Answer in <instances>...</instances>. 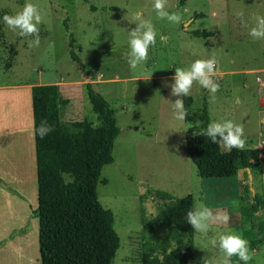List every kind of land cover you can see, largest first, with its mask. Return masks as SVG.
I'll return each instance as SVG.
<instances>
[{
	"label": "rangeland",
	"instance_id": "374dc122",
	"mask_svg": "<svg viewBox=\"0 0 264 264\" xmlns=\"http://www.w3.org/2000/svg\"><path fill=\"white\" fill-rule=\"evenodd\" d=\"M28 2L41 14L39 46H30L32 36L19 37L0 21V83L66 80L65 120L98 123L85 83H94L115 109L120 133L113 161L102 167L97 183L98 199L112 211L119 236L112 264H141V208L150 216L162 205L147 188L177 197L192 194L194 210L202 203L213 216L227 212L228 222L210 220L206 235L194 230L190 259L191 264H223L222 252L211 241L229 231L244 237L251 224L256 230L264 220V39L248 35L256 18L264 17V0H165L169 12L180 14L178 24L158 18L153 0H0V17L16 14ZM141 22H151L156 43L148 59L131 68L129 31ZM194 29L212 34L196 37L190 33ZM70 33L83 68L69 53ZM209 58L216 60L213 78L220 87L213 94L194 82L192 107L206 95L209 122L240 125L245 147L261 151L259 172L247 168L230 177L204 178L186 150L188 123L174 118L171 104L181 97L170 95L165 82L171 83L176 68ZM247 210L253 214L246 215ZM249 250L248 262L264 263V243Z\"/></svg>",
	"mask_w": 264,
	"mask_h": 264
},
{
	"label": "trees",
	"instance_id": "16d2710c",
	"mask_svg": "<svg viewBox=\"0 0 264 264\" xmlns=\"http://www.w3.org/2000/svg\"><path fill=\"white\" fill-rule=\"evenodd\" d=\"M197 16V13L193 15ZM64 23L68 30L67 20ZM190 33L196 37L212 34L200 29ZM68 47L71 58L83 68L71 33ZM93 84L84 86L97 124L87 118L63 119V107L69 100L62 97L57 84L31 86L33 122L39 126L43 120L54 126L43 139L34 137L37 207L31 210L30 217L38 218L41 264H112L119 246L113 213L100 203L97 183L102 167L113 161L112 149L120 128L115 109ZM181 99L188 123L185 147L199 176L230 177L247 168L254 173L260 171V149L244 147L226 151L207 137L194 135L209 123L206 95L196 108L192 107L190 95ZM62 172L74 177L71 183L63 182ZM146 193L161 200L162 205L150 216L141 208V264H191L194 229L187 223L186 213L194 210L192 194L177 197L158 188H147ZM252 197L256 203H261L262 198L257 194ZM250 214L253 210L246 211V215ZM29 225L28 221L23 228L13 230L0 240V246L6 239L25 232ZM255 225L256 230L251 224L244 232L249 249L264 243V220ZM248 233L251 235L247 236ZM231 264H238L236 257H232Z\"/></svg>",
	"mask_w": 264,
	"mask_h": 264
},
{
	"label": "clouds",
	"instance_id": "9594fccd",
	"mask_svg": "<svg viewBox=\"0 0 264 264\" xmlns=\"http://www.w3.org/2000/svg\"><path fill=\"white\" fill-rule=\"evenodd\" d=\"M153 8L160 19H164L173 24L181 22V16L177 12H169L165 8V0H153ZM140 14L137 13V16ZM10 31L19 37L32 36L30 46H39V24L41 14L38 8L28 2L23 5L20 11L14 15L5 14L0 17ZM244 21H242L243 23ZM156 31L151 22H141L134 30L129 31L128 64L131 68H136L148 59L150 46L156 43ZM248 35L253 39H264V17H257L254 27L249 28ZM216 69L215 58L194 60L187 68H176L171 78V83L165 84L170 87V95L177 97H187L193 87L194 82L210 93H216L220 84L214 80L213 74ZM174 118L184 121L187 115L183 100L177 98L171 102ZM33 136L41 139L54 130V126L46 121H41L39 126L33 122ZM194 135L207 137L212 143L220 145L224 150L231 151L233 148L243 149L245 147V137L240 125L231 120L211 121L203 128H200ZM65 184L71 183L74 177L69 173H61ZM215 219L226 224L229 220L227 212L213 216L212 211L202 203L195 209L186 213V221L191 228L202 235L209 231V221ZM211 244L218 248L223 254V264H231L232 257L237 258V262L248 264L252 259L248 241L241 234L226 232L219 235L218 239L211 241Z\"/></svg>",
	"mask_w": 264,
	"mask_h": 264
},
{
	"label": "crops",
	"instance_id": "0c3cea01",
	"mask_svg": "<svg viewBox=\"0 0 264 264\" xmlns=\"http://www.w3.org/2000/svg\"><path fill=\"white\" fill-rule=\"evenodd\" d=\"M47 83L57 84L61 95L66 90L61 78L0 83V240L30 223L0 246V264H41L38 218L30 217L37 207L31 86Z\"/></svg>",
	"mask_w": 264,
	"mask_h": 264
}]
</instances>
